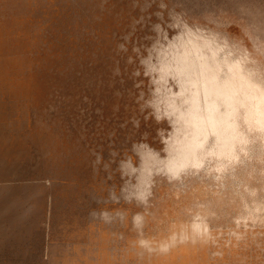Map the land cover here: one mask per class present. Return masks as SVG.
Wrapping results in <instances>:
<instances>
[{
	"label": "rangeland",
	"instance_id": "1",
	"mask_svg": "<svg viewBox=\"0 0 264 264\" xmlns=\"http://www.w3.org/2000/svg\"><path fill=\"white\" fill-rule=\"evenodd\" d=\"M0 264H264V0H0Z\"/></svg>",
	"mask_w": 264,
	"mask_h": 264
}]
</instances>
